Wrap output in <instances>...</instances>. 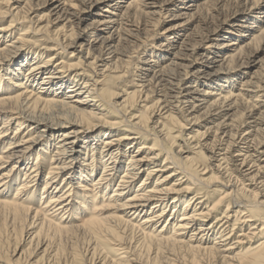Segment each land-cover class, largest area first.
I'll return each mask as SVG.
<instances>
[{
	"label": "bare ground",
	"instance_id": "1",
	"mask_svg": "<svg viewBox=\"0 0 264 264\" xmlns=\"http://www.w3.org/2000/svg\"><path fill=\"white\" fill-rule=\"evenodd\" d=\"M0 5V208L39 228L43 252L55 251L57 235L84 228L104 242L115 239L112 264H141L123 244L129 230L147 245L187 254L189 264H264V0ZM156 35L162 42L153 50ZM132 63L136 89L127 95L155 100L147 107L153 126L137 116L98 123L117 96L110 74L121 79ZM176 114L193 131L178 151L164 145L179 135L161 121L171 118L175 127ZM49 150L48 163L42 154ZM191 153L207 165L187 168ZM197 172L219 185L197 189ZM6 254L0 264H31Z\"/></svg>",
	"mask_w": 264,
	"mask_h": 264
},
{
	"label": "rangeland",
	"instance_id": "2",
	"mask_svg": "<svg viewBox=\"0 0 264 264\" xmlns=\"http://www.w3.org/2000/svg\"><path fill=\"white\" fill-rule=\"evenodd\" d=\"M233 3L228 2V8L232 6ZM0 8H2L1 5ZM45 11L47 10L41 9L36 14H34L37 15L34 20H37L41 15L45 14L46 13ZM93 19L94 18L91 17L90 19H88L86 23L93 21ZM11 20L12 17H9L6 19L4 18L2 21L5 22L7 25L10 23ZM43 25H46V21L43 23ZM20 28L22 27L20 26ZM19 32L20 31H17L15 36H18ZM40 35L45 36L44 34H40ZM51 37L53 40H57L56 34L52 33ZM161 42H162V38L159 37V35H156L155 38L149 41L148 47L150 49L155 50L154 49L155 46H158ZM259 58H262V62H264V49L261 51ZM134 64L135 63H132L127 67L123 68V69H127L126 70L127 74L121 79L116 78L117 75H119L118 73L110 74L111 77L109 80V85L111 89L117 93V96L113 97L112 100H110V103L113 104L118 101V103H122V104L116 106L115 105L113 106L112 104L105 105V108L107 109L103 111L104 114L102 116H99L100 120H97L98 123L103 124V122L105 121L112 122L116 119H120L127 116L130 119H134V117L137 116L147 126L149 125L153 126L151 124L152 121L151 108H147V107L151 106L155 102V100H152L151 102L145 104L141 102L140 99L137 97L130 98L128 96L131 93H133V91L136 89L134 87V83H135ZM118 96L119 97L122 96V97L118 98ZM127 96L129 99H127L126 103L123 104L122 101L126 99ZM144 105L146 106L143 107ZM180 115L181 114H176L177 121L180 124L177 123L175 127L172 125L173 121L171 120V118L161 119L163 124H165V130H164L165 132L168 133L170 132V135L173 134L180 136V137L178 136L177 139H172L171 137L167 138L166 140L163 139L164 145L170 150L176 149V151H178L177 146L179 143H182L181 139L184 136H186L185 138H188V136L193 135L192 133L193 131L191 132V130L189 129V125L187 124V121H185L183 116ZM153 143H154L153 140L148 141L149 145ZM125 146L126 145L124 144L122 147ZM50 152L51 150H49V155L51 154ZM42 155L43 157H45L46 162L48 161L49 163L51 155L47 156L44 153ZM35 156L36 155H34V157ZM191 156L195 160L193 163L184 164L187 168H191L192 170H194L195 164L198 163V165L202 166L199 168L201 170L204 168V166L207 165V161L202 156L199 155L197 156L193 153H191ZM164 158L165 156H163L162 159H160V163L163 162ZM125 162L126 160L123 163L124 166H125ZM24 171H22V173L20 174V178H22ZM46 171L47 170H44V174H43L44 177L46 175ZM202 174L203 173L201 172H197L195 174V180L198 181V184L195 187L197 189L200 188L208 189V187L210 186L213 189H216L214 185L215 184L219 185L218 184L219 181L211 180V178L214 177L212 176L211 173H208L207 175H202ZM180 176L182 175L180 174L176 178H179ZM142 178L136 181L135 185L133 186V190L137 188V185L140 183ZM60 182H62V177L58 178V183ZM64 183H66L64 184V188H66L69 184H67V181H65ZM43 184H44V180L42 179V182H40L37 185L38 195L41 192V187ZM11 191L12 192L10 193L9 197H11V195L15 191L14 185L11 186ZM220 191L221 190L210 193V200L212 201L211 203L212 205L215 202H217V200L219 199ZM193 194L194 192H192V194L190 195ZM242 199L244 201L252 200L250 197H246V196H244ZM183 205L184 204H182L181 206ZM227 205H228V199L223 201V203L219 206V212H218L219 215H221L225 211ZM6 214L7 211H5V209L3 208H0V253L1 252H5L7 254L9 253L11 256L14 255L15 258H18L20 255H22L23 261L27 263L29 262L31 264H112L111 259L115 258L116 255L118 254V251L114 250L115 247L113 246L114 244L113 241L115 239L109 238L108 240H106V242H104V240L97 239L98 236L96 233L95 234L89 233L85 231L84 228L74 232L72 231L69 233H63L62 235L61 234L57 235V237H55L52 241L53 243L52 249H54L55 251L53 253H49V252L45 253L43 252V248H41L42 240L45 238V235L42 236L37 235V233L39 232V228L31 227L29 221L24 222L21 220H14L12 216H7ZM82 219H84V216L82 217ZM142 219L143 218L140 217L139 221H141ZM165 222H166V218L157 225V228H161ZM168 231L169 233L167 235H170L172 233V226L168 228ZM235 231H237L236 233L241 232L240 229L238 228H236ZM125 233L126 234H123L124 235L123 244L126 243L124 244V246L128 248L127 250H129L130 257L132 259L138 260L141 264H189L191 260V258L187 254L174 249L172 246L170 247L167 245L157 246L156 244H154L153 246L147 245L146 244L147 242L144 243L136 238L138 237L137 232L135 233L133 232L129 234L130 231L128 230ZM33 236H35V239L31 242V238ZM258 238H256L255 240H258ZM136 263L137 262H134V260L133 263L131 262V264H136Z\"/></svg>",
	"mask_w": 264,
	"mask_h": 264
}]
</instances>
